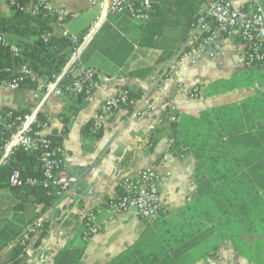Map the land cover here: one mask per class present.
Segmentation results:
<instances>
[{
  "label": "crops",
  "instance_id": "obj_1",
  "mask_svg": "<svg viewBox=\"0 0 264 264\" xmlns=\"http://www.w3.org/2000/svg\"><path fill=\"white\" fill-rule=\"evenodd\" d=\"M25 1L33 5L38 0ZM92 1L51 0L56 13L63 10L79 14L75 18L56 16L51 24L52 36L60 39L65 32L81 36L98 16H105L108 0H98L95 4ZM255 1L264 2L234 0V5L242 8ZM11 14L7 0H0V19ZM130 17L128 13L107 16L83 54L81 65L95 68L101 77L99 89L87 98L76 117L71 118L66 112L70 105L77 103V94L75 90L67 94L60 88L64 77L57 80L59 92L48 96L43 86L36 90H14L0 84V126L5 124L3 116L8 111L41 108L47 120L42 134L61 137L64 162L70 174V193L57 198L51 206L32 205L35 199L31 197L29 203L0 208V222H10L17 216L22 217L23 225L33 220L42 228L47 226L41 245L29 252L27 264H55L56 255L69 246H84L79 264H108L140 242L149 230L156 237L164 235V229L153 225L161 220L177 221L180 212L187 211L194 201L198 204L195 162L191 156L173 151L170 124L175 119L164 116L167 109L171 107L181 116L200 119L211 108L240 103L262 91L257 85L251 88L240 85L232 90L224 87V83L242 73L260 71L245 65L246 47L238 34L223 39V53L214 58L205 57L188 70L175 59L160 62L162 53L158 49L140 47L142 21ZM111 37L114 43L105 48ZM125 89L140 93L137 107L118 111L98 124L97 117L105 100ZM142 101L146 103L145 108L149 107L144 114ZM87 128L88 137L85 136ZM98 132L101 137H96ZM149 168L158 175L163 204L161 217L148 224L136 211L128 210L111 218L104 207L105 201L117 196L124 178H136ZM261 198L264 200V195ZM259 207L264 208L262 200ZM90 212L96 214L93 223L99 230L97 235L85 239L82 238L83 219ZM232 214L229 213L232 221L227 226L226 240L222 241L213 228L198 238L196 256L199 259L195 264H264V213L238 212L234 214L235 221ZM29 229L35 230L31 226ZM10 250L11 247L4 252ZM213 251L217 253L215 257L204 259L205 254ZM175 263L180 264L181 260Z\"/></svg>",
  "mask_w": 264,
  "mask_h": 264
},
{
  "label": "trees",
  "instance_id": "obj_2",
  "mask_svg": "<svg viewBox=\"0 0 264 264\" xmlns=\"http://www.w3.org/2000/svg\"><path fill=\"white\" fill-rule=\"evenodd\" d=\"M11 1L7 0V3L12 14L0 19V34L5 35L10 45L17 46L18 52L12 54L9 47L0 43V84L20 76V69L24 66L30 73L20 83V89L36 90L54 83L69 60L71 41L52 36L51 24L56 18L55 14L23 13L17 6H11ZM208 1L156 0L148 19L140 24L139 46L160 50V62L182 58L199 44L193 41V26L205 16L204 8ZM17 2L26 4L25 0ZM251 67L260 71L245 73L224 83V87L232 90L240 85L249 88L257 85L262 91L253 97L240 103L211 108L203 112L200 119L181 116L171 107L167 109L164 116L175 119L170 124L173 151L179 155H189L195 162L198 204L194 201L188 207L190 213L188 210L180 212L177 221L157 222L153 227L164 229V235L156 237L149 230L140 242L108 264H176L175 260H181L180 264H195L199 259L196 256L199 237H204L213 228L219 232L222 241L226 240L227 226L232 221L230 212L234 221V214L236 216L238 212L264 213V208L259 207L260 200L264 204L261 198L264 195V63ZM142 72L145 70L136 74ZM77 80V77L68 74L59 86L67 94L73 93ZM125 90L130 98L141 99L140 93ZM86 91V87L80 93L75 90L77 103L70 105L66 111L71 118L85 107L88 98ZM29 113L27 110L6 112L3 116L5 124L0 126V141L8 139ZM38 120L41 127L46 126L47 120L43 114H38ZM88 130L85 131L87 137L90 136ZM100 133L95 134L96 137H101ZM46 139L53 150L63 149L61 137L46 136ZM40 156V149L32 152L18 149L11 155L9 163L0 168V189L13 190L19 200L17 206L29 203L28 199L33 197L35 201L32 205L48 207L59 198L55 189L46 190L28 184L20 188L9 185V177L14 171H19L24 180H40ZM59 157L64 159L62 155ZM118 189L114 198L124 195V189L121 186ZM110 199L105 201V208H108ZM85 222L82 238L90 227L88 220L85 219ZM33 224L32 220L27 225L35 229L30 231L16 216L10 222H0V256L11 247L8 256L0 259V264H27L29 249L41 245L47 229L45 225L42 228L38 223ZM83 252L84 246L66 247L56 255L55 264H79ZM216 255V251H213L203 257L206 259Z\"/></svg>",
  "mask_w": 264,
  "mask_h": 264
},
{
  "label": "built area",
  "instance_id": "obj_3",
  "mask_svg": "<svg viewBox=\"0 0 264 264\" xmlns=\"http://www.w3.org/2000/svg\"><path fill=\"white\" fill-rule=\"evenodd\" d=\"M18 0H12L10 5L17 6L18 10L27 14H56L59 18H75L77 13L66 11L55 12L51 0H38L33 5L19 4ZM98 0H93L95 4ZM156 0H108L105 16H98L91 26L81 36H71L67 32L63 37L71 41L69 60L58 78L68 74L78 78L75 82L77 93L86 87V94L91 97L100 86V74L95 68L81 65V58L89 48L106 22L107 16H116L124 13L136 20L148 19ZM205 16L200 18L193 26L195 36L202 37L200 43L181 59L187 66H196L205 57L214 58L224 52L223 39L233 34H238L242 44L246 47L244 63L251 67L253 64L264 63V2L255 1L248 7L237 8L232 0H209L205 6ZM47 38H45V41ZM0 43L9 47L12 54L18 52L17 46L10 45L5 35L0 34ZM30 73L27 66L20 69V76L4 82L9 89H19L20 83ZM57 78V80H59ZM57 80L45 86L47 95L58 93ZM138 101L130 98L129 92L120 91L118 94L108 97L103 105L101 113L97 117V123L111 117L118 111L129 107H137ZM41 108H35L25 115L16 130L3 142L0 141V168L9 163L11 155L18 149L32 152L40 149V180L23 179L19 171H14L9 177V185L20 188L24 184L31 187H42L46 190L55 189L58 197L70 193V174L65 166L63 149L53 150L50 142L42 134L44 126L38 120ZM120 186L124 189V195L113 198L108 202V211L111 218H115L123 212L133 208L139 218L150 224L162 213V198L159 191L156 171L154 169L143 170L138 177H126ZM96 214L90 212L87 216L90 227L85 239H89L98 233L94 222ZM93 225V227H92Z\"/></svg>",
  "mask_w": 264,
  "mask_h": 264
},
{
  "label": "rangeland",
  "instance_id": "obj_4",
  "mask_svg": "<svg viewBox=\"0 0 264 264\" xmlns=\"http://www.w3.org/2000/svg\"><path fill=\"white\" fill-rule=\"evenodd\" d=\"M233 1V4H234V0H232ZM253 4V3H252ZM251 5V4H250ZM249 5V6H250ZM245 7H248V6H245ZM194 36V38H193V41H198V43H200V41H201V38L199 37V36H195V35H193ZM112 40H115V39H112V37L110 38V41H107L105 44H104V47L105 48H108V47H111L112 46V44L114 43V41H112ZM197 45V44H196ZM176 60V62L179 64V65H181V66H183L184 68H186V69H188V70H192L195 66H187L186 64H185V62L184 61H181V60H179V58H177V59H175ZM245 73H242L241 75L243 76ZM241 76V77H242ZM235 78H233V79H231V81H233ZM230 82V81H229ZM142 103H143V101H142ZM144 104V107H142L143 109L145 108V104L146 103H143ZM148 108L149 107H147V108H145V110H143V112H142V114H144L145 112H147V110H148ZM156 176H157V180H158V175H157V173H156ZM19 204V200H18V198H17V196H16V194H15V192L13 191V190H11L10 188H4V189H0V208L2 207V208H7L9 205H12V206H16V205H18ZM13 210H14V208H13ZM30 211H32V209L30 210ZM129 211H136L135 209H133V208H131V209H129ZM19 217V216H18ZM16 218H17V216H16ZM19 219H20V222L22 223V217H19ZM25 219H28V215H26V217H24V221H25ZM85 219L86 220H88V218H87V213H86V215H85V218L83 219V221H84V224L86 223L85 222ZM26 222V221H25ZM96 226V228L99 230V227H97V225H95ZM92 227H93V225H92ZM36 249H38V247H31L29 250L30 251H32V250H36ZM8 254L9 253H2L1 254V256H0V259L1 260H4L7 256H8Z\"/></svg>",
  "mask_w": 264,
  "mask_h": 264
}]
</instances>
